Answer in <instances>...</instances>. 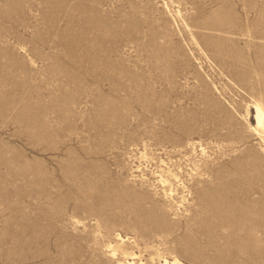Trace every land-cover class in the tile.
I'll return each instance as SVG.
<instances>
[{
  "label": "rangeland",
  "instance_id": "obj_1",
  "mask_svg": "<svg viewBox=\"0 0 264 264\" xmlns=\"http://www.w3.org/2000/svg\"><path fill=\"white\" fill-rule=\"evenodd\" d=\"M258 109L264 0H0V264H264Z\"/></svg>",
  "mask_w": 264,
  "mask_h": 264
},
{
  "label": "bare ground",
  "instance_id": "obj_2",
  "mask_svg": "<svg viewBox=\"0 0 264 264\" xmlns=\"http://www.w3.org/2000/svg\"><path fill=\"white\" fill-rule=\"evenodd\" d=\"M257 110V109H256ZM257 119H258V122L259 124H264V116L262 114V111L260 109H258V115H257ZM258 124V123H257ZM223 255V254H222ZM166 263V262H165Z\"/></svg>",
  "mask_w": 264,
  "mask_h": 264
}]
</instances>
